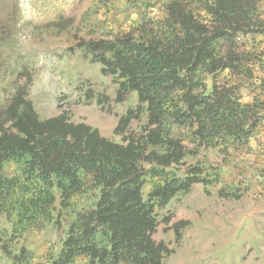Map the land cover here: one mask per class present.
<instances>
[{
	"label": "trees",
	"instance_id": "obj_1",
	"mask_svg": "<svg viewBox=\"0 0 264 264\" xmlns=\"http://www.w3.org/2000/svg\"><path fill=\"white\" fill-rule=\"evenodd\" d=\"M133 1L156 14L78 45L118 84L117 102L137 96L115 134L144 114L139 132L116 143L64 113L40 119L25 87L0 109L11 226L0 242L18 247L13 264H163L172 249L153 239L157 209L195 184L208 192L236 153L264 157V0ZM188 225H172L176 242ZM47 227L63 236L37 259L23 243Z\"/></svg>",
	"mask_w": 264,
	"mask_h": 264
},
{
	"label": "rangeland",
	"instance_id": "obj_2",
	"mask_svg": "<svg viewBox=\"0 0 264 264\" xmlns=\"http://www.w3.org/2000/svg\"><path fill=\"white\" fill-rule=\"evenodd\" d=\"M141 2L0 0V109L25 87L40 119L64 113L70 122L87 124L116 143L139 132L144 114L124 134H115L119 117L137 105V96L129 93L117 102L118 84L78 43L127 28L138 11L156 14L158 4L146 8ZM207 155L213 163L220 162L213 153ZM222 172L220 183L208 192L195 184L157 209L153 239L172 249L163 264H264V157L236 153ZM227 185L231 187L220 195ZM148 188L143 187L144 194ZM165 216L168 224L161 222ZM178 221L189 225L176 242L172 225ZM5 230L7 239L11 226L0 217V239ZM62 236L60 227H47L23 244L40 259ZM17 249L11 245V253H5L0 242V264H13Z\"/></svg>",
	"mask_w": 264,
	"mask_h": 264
}]
</instances>
